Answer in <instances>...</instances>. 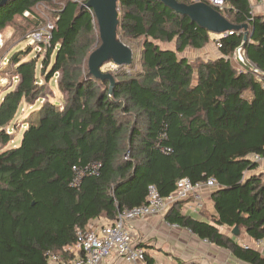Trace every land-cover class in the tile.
I'll list each match as a JSON object with an SVG mask.
<instances>
[{
	"label": "trees",
	"instance_id": "16d2710c",
	"mask_svg": "<svg viewBox=\"0 0 264 264\" xmlns=\"http://www.w3.org/2000/svg\"><path fill=\"white\" fill-rule=\"evenodd\" d=\"M50 1H10L0 7V31ZM61 1L46 57L54 52L51 73H60L64 104H43L18 147L0 153V264H47V251L70 259L62 250L74 243L78 229L144 204L151 185L166 197L182 179L216 182L210 193L214 214L203 221L172 207L167 223L239 262L264 264V253L220 232L237 227L254 242L264 239V174L252 160H264V91L231 62L240 48L247 63L264 71V16L252 12L249 0H223L222 10L209 6L234 27L222 37L226 32L202 28L158 0H117L116 35L121 30L143 42L140 70L103 73L110 83L88 72L87 59L100 45L92 11ZM212 35L221 44L219 56L193 67L183 52L214 43ZM17 73V86L0 101L1 145L10 141L5 128L21 105H31L43 89L34 60L20 64ZM93 164L100 165L96 176L70 185L76 171ZM145 262L153 259L146 254Z\"/></svg>",
	"mask_w": 264,
	"mask_h": 264
},
{
	"label": "built area",
	"instance_id": "2783aa9c",
	"mask_svg": "<svg viewBox=\"0 0 264 264\" xmlns=\"http://www.w3.org/2000/svg\"><path fill=\"white\" fill-rule=\"evenodd\" d=\"M74 3H84L88 0H69ZM192 4H206L213 8L222 10L224 8L223 0H189ZM259 4H264V0H256ZM88 9V8H87ZM52 27L49 29H40L28 37V41L45 46L50 39ZM232 32H226L221 35H230ZM216 49L221 47L218 38L214 42ZM239 65L238 72L249 71L252 76L260 82L261 89L264 91V71L258 69L255 65L247 63L238 48L233 55ZM18 79V77H16ZM164 153H171L170 149H165ZM254 162H261L258 156H253ZM99 164H93L85 169L78 170L72 179L71 186H77L80 180L88 176H96ZM217 184L213 179H207L204 182L191 183L188 179H182L177 182L174 192L166 197H161L154 186H149L146 202L139 206L126 208L118 211L113 221L99 225L89 226L84 229H78L75 234V241L71 246L62 250V254L51 251L46 252L47 264H102L106 259L115 257L125 264H144L146 252L142 246V240L136 229L133 227L136 222H144L150 218H162L166 215L169 208L175 204L185 203L191 212L197 214L204 209V198L206 194L211 193ZM167 228L179 230L175 224H169L163 221ZM188 231V230H187ZM189 234H192L188 231ZM193 235V234H192ZM205 244H210L202 240ZM162 264V263H157Z\"/></svg>",
	"mask_w": 264,
	"mask_h": 264
},
{
	"label": "rangeland",
	"instance_id": "374dc122",
	"mask_svg": "<svg viewBox=\"0 0 264 264\" xmlns=\"http://www.w3.org/2000/svg\"><path fill=\"white\" fill-rule=\"evenodd\" d=\"M61 0H51L50 3H40L34 6L33 13H25L23 16H16L13 21L5 26L0 31V101L8 93L15 89L18 84L17 67L25 61L34 60L36 65V78L38 85L42 86V93L39 99H36L31 105L22 104L16 118L5 129L11 130L9 132L10 141L6 145L0 144V153L6 150L18 147L23 131L28 125L34 126L37 121L36 112L46 102L56 103L60 108L64 104V96L57 89V83L60 79V73H51V68L54 60V52L46 57L47 45L40 46L34 42L28 41V37L37 32L40 29H49L55 23L57 12L62 6ZM84 3H79L80 6L85 7ZM78 4V3H77ZM118 14H121L119 8H117ZM96 24V20H95ZM213 40L217 39V36H211ZM117 41L124 45L131 51L132 59L130 66H124L126 73L137 72L140 70V45L143 42V38L133 40L125 36L122 31H118ZM161 48L173 49L174 43H157ZM94 46V48H96ZM98 48V47H97ZM217 49L213 42H209L204 49L194 50L187 48L183 54L185 58L196 67L202 62L213 59L217 56ZM47 61V62H46ZM232 65L235 69H239L234 57L231 59ZM45 63L47 66L45 67ZM117 67L113 62L105 63L100 71L102 73H112L117 70ZM45 76H48V80H45ZM259 170L261 174H264V161L259 163ZM257 169L256 172H259ZM208 216V210L203 212ZM103 223V222H102ZM104 223H108L105 221ZM168 231V230H167ZM221 231L225 233L222 229ZM226 235L231 236V231L226 230ZM243 229H241V236L243 235ZM189 234V232H188ZM147 242H155V239L161 238L159 234L148 235ZM242 240V239H241ZM243 245V243H241ZM172 259V257H170Z\"/></svg>",
	"mask_w": 264,
	"mask_h": 264
},
{
	"label": "crops",
	"instance_id": "0c3cea01",
	"mask_svg": "<svg viewBox=\"0 0 264 264\" xmlns=\"http://www.w3.org/2000/svg\"><path fill=\"white\" fill-rule=\"evenodd\" d=\"M249 2L252 8V12L255 15L264 16V4H259L256 2V0H249ZM182 56L185 57L184 54H182ZM218 56L219 52L217 53V56H215L211 60L216 59ZM259 169L260 168L258 167V170ZM259 172L261 171L259 170ZM204 202V210H208V216L214 214L213 204L210 199V193L208 195L206 194ZM172 207L180 214L201 219L203 221L206 220L207 216L203 213L204 210L195 214L187 208V204L185 203L175 204ZM171 208L167 211V214L169 213ZM164 220L165 218H150L144 222H136L133 225V227L139 234L140 239L142 240V246L147 256L153 259V264H244L235 260L228 251L216 247L212 244L203 243V241L198 239L196 236L188 234V231L185 229L174 230L167 228L164 225ZM105 221H107L108 223L110 222L105 217H99L90 221L87 227L107 224L104 223ZM221 229L225 233H227V228H220V232L228 238L235 239L238 244L241 245V243H243L242 246H247L259 251L260 253H264V239L258 242H254L245 234V232H243L244 236H241V231L239 232L238 236H234L232 234V230H229L232 234L231 236H229L223 233ZM154 233H157L162 237L158 239L154 238L155 242H147V240L149 239L147 236L154 235ZM170 257H172V259H170ZM102 264L125 263L115 257H111L109 259H106ZM144 264L147 263L144 262Z\"/></svg>",
	"mask_w": 264,
	"mask_h": 264
},
{
	"label": "water",
	"instance_id": "95a60500",
	"mask_svg": "<svg viewBox=\"0 0 264 264\" xmlns=\"http://www.w3.org/2000/svg\"><path fill=\"white\" fill-rule=\"evenodd\" d=\"M10 1L12 0H1L0 7ZM158 1L175 14L187 17L192 23L210 31L225 33L234 29L230 23L206 4L198 3L187 6L179 4L176 0ZM85 7L90 9L94 15L100 40L99 47L92 51L87 59L88 72L96 79H109L112 83V79L100 71L102 66L111 60L117 67H124L129 65L132 59L131 51L117 41V0H88ZM243 30L245 31L244 42L247 34L246 29L243 28ZM232 234L234 236L239 235L237 227L233 228Z\"/></svg>",
	"mask_w": 264,
	"mask_h": 264
}]
</instances>
